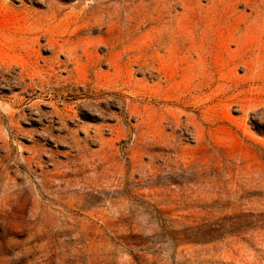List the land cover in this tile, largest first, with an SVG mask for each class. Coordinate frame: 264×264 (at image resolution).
I'll return each mask as SVG.
<instances>
[{
	"label": "rangeland",
	"instance_id": "374dc122",
	"mask_svg": "<svg viewBox=\"0 0 264 264\" xmlns=\"http://www.w3.org/2000/svg\"><path fill=\"white\" fill-rule=\"evenodd\" d=\"M0 264H264V0H0Z\"/></svg>",
	"mask_w": 264,
	"mask_h": 264
}]
</instances>
